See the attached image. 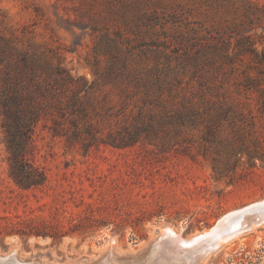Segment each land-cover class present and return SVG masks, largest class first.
I'll list each match as a JSON object with an SVG mask.
<instances>
[{
	"label": "rangeland",
	"instance_id": "rangeland-1",
	"mask_svg": "<svg viewBox=\"0 0 264 264\" xmlns=\"http://www.w3.org/2000/svg\"><path fill=\"white\" fill-rule=\"evenodd\" d=\"M53 2L0 0V260L96 264L147 255L161 239L167 255L216 227L229 235L238 213L264 203V75L247 89L207 71L177 75L149 53L111 64ZM48 82L53 98L41 95ZM7 97L39 106L24 154L40 184L10 173ZM235 236L192 264H264V221Z\"/></svg>",
	"mask_w": 264,
	"mask_h": 264
},
{
	"label": "trees",
	"instance_id": "trees-1",
	"mask_svg": "<svg viewBox=\"0 0 264 264\" xmlns=\"http://www.w3.org/2000/svg\"><path fill=\"white\" fill-rule=\"evenodd\" d=\"M52 5L53 13L65 22L63 27L76 36L87 34L92 52L108 56L111 64L120 61L125 67L129 58L149 53L155 66L172 67L177 75L179 70L193 75L207 71L215 77L225 75L226 81L247 89L262 81L264 48L256 50L254 34L263 27L264 4L252 0H54ZM35 12L40 14L39 8ZM76 28L81 34H76ZM259 37L264 39V28ZM232 38L235 48L229 53ZM243 64L246 68H241ZM54 93L51 82L41 91L45 98H53ZM1 105L8 119L11 175L24 187L42 183L45 174L24 154L39 106L22 105L18 97H7ZM129 135L117 141H135L134 134Z\"/></svg>",
	"mask_w": 264,
	"mask_h": 264
},
{
	"label": "bare ground",
	"instance_id": "bare-ground-1",
	"mask_svg": "<svg viewBox=\"0 0 264 264\" xmlns=\"http://www.w3.org/2000/svg\"><path fill=\"white\" fill-rule=\"evenodd\" d=\"M246 223H247L246 220H244L243 223H241L240 220H237L236 225H234L235 230L238 227L246 226L245 225ZM260 223H262V222H260ZM257 224H259V221H258V223L251 222L248 226H250V228H254ZM240 230H241V228H240ZM204 233H207V232H204ZM162 234L168 235L169 237H172V235H171L172 230L170 228H165L164 231H162ZM207 234H210V236H211V238L207 239V241H210L212 238L216 239L215 244L218 247V246H221L225 240H228L232 236H235L236 234H239V233L236 232V233H234V235L232 234V236H227L225 239H223L224 236L221 237V232L216 227V228H213L210 232L208 231ZM195 237H196V234L194 236H192L190 239L185 241L187 246L177 247L176 251L173 249L175 247L173 244H168L170 246V248H168L166 250V253H168L167 255L162 254V249H165V245H163V243H161L159 241V242L155 243L149 249V251L147 252V255L146 254L139 255V256L133 257L132 259H125V258L118 259L116 257H112V255L111 256L107 255L102 260L98 261L96 264H192V261L195 262L199 256V255L192 256L193 255L192 251L195 248L196 249L199 248V249L203 250L205 248V244H206L205 242H200L199 244L204 243V245L200 246V247L198 246L199 244L192 245V243L196 240ZM174 240H176V239H174ZM206 253H208V251H206L203 254V257L205 256ZM11 260H12V262L15 261V259H13V258ZM0 261H2V260H0ZM2 262H4V261H2ZM12 262L11 263H5L4 262V264H13ZM28 264H33V263H28ZM91 264H93V263H91Z\"/></svg>",
	"mask_w": 264,
	"mask_h": 264
},
{
	"label": "water",
	"instance_id": "water-1",
	"mask_svg": "<svg viewBox=\"0 0 264 264\" xmlns=\"http://www.w3.org/2000/svg\"><path fill=\"white\" fill-rule=\"evenodd\" d=\"M237 220H240L241 223H243V221L246 220L247 221V223L245 224L246 226L238 227L236 230L234 228V230L232 232H230L229 235H221V237L224 236L223 239H225L227 236H232V234L234 235V233H236V232L240 233V232H243L245 230L250 229V226H248V225L251 222H254V223L255 222L258 223V221H259V223L263 222L264 221V203L261 205L249 207L248 209L241 211L240 213L237 214ZM240 228H241V230H240ZM207 233H202V234L196 235V237H195L196 240L192 243V245L199 244L200 242L206 243L205 248L197 254L199 256L203 255L206 251L210 252V251H213L215 248H217V245L215 244L216 239L212 238L210 241H207V239L211 238L210 234H207ZM162 241H164V240L163 239L160 240L161 243H162Z\"/></svg>",
	"mask_w": 264,
	"mask_h": 264
}]
</instances>
